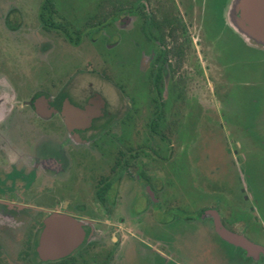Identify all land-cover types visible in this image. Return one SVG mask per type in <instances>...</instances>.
Returning <instances> with one entry per match:
<instances>
[{"label": "flooded vegetation", "instance_id": "af4514ba", "mask_svg": "<svg viewBox=\"0 0 264 264\" xmlns=\"http://www.w3.org/2000/svg\"><path fill=\"white\" fill-rule=\"evenodd\" d=\"M231 2L0 1V264H264V244L251 239L264 233L250 205L258 200L238 172L250 144L264 152V113L230 120L223 112L234 90L264 94V72L259 82L250 78L253 64H264V37L230 24L229 14L241 20ZM58 36L109 53L114 82L105 59L97 72L89 62L58 64L53 76L27 70L34 47L46 53L42 40ZM208 79L216 112L207 136L205 115L198 118L193 186L184 150L173 158L178 122L170 118L186 109L192 90L203 109Z\"/></svg>", "mask_w": 264, "mask_h": 264}, {"label": "rangeland", "instance_id": "374dc122", "mask_svg": "<svg viewBox=\"0 0 264 264\" xmlns=\"http://www.w3.org/2000/svg\"><path fill=\"white\" fill-rule=\"evenodd\" d=\"M3 1V0H0ZM99 0H88L90 2V8H93L95 4H97ZM201 2V0H200ZM199 11L200 5L197 8ZM199 16V15H198ZM197 23L194 22V24ZM195 26V30H196ZM194 29V28H193ZM198 29V28H197ZM108 33V32H107ZM191 33L194 34V31L192 30ZM196 33H199L198 30H196ZM193 38L196 39L195 34L193 35ZM96 43H92L88 40H84L81 46L73 48L71 46L66 45V43L61 39L60 36H58L57 39L48 38V40H42V49L46 50L47 52L43 54H38L36 50L39 49V44L34 47L35 49V55H31L30 53L28 58V65L27 70H36L40 69L42 67L43 70H47L50 76H53V71H56V66L58 64L68 65L73 64L75 68H77L78 65L84 67L86 63L89 62V67L92 70L100 71L102 64V59H105L108 61V64L106 65V70L109 74V80L114 82V78L116 76V67L114 63V59L110 54H104V51H99L96 48ZM105 55V56H104ZM235 56L240 55V53H234ZM259 63V62H258ZM253 64V66L250 69V78L252 81L259 82L261 79V74L264 72V64ZM128 77L130 76V72L127 74ZM189 86L192 87L193 90L197 88L196 80L194 77L189 78ZM89 81L86 79L83 81V85H86ZM90 82L93 83V86H102L101 84H98L95 80H90ZM211 83L210 79L204 80V84L202 87V97L206 101L204 104V107L202 110H198L197 106L195 104V95L194 91H189L188 95L191 96V100H188V103L186 105V109L181 111L173 110L171 111V118L170 121H177L176 124H171V145H172V151L174 152V159L176 162L179 161L180 152L184 150L185 153L182 155L185 157L186 160V166H187V176L185 181L192 183L193 186L196 183V173L195 170L197 168V150L196 147L198 146L199 136H200V122L199 119L202 117V115H205V122L203 125V131L204 135H206L207 130L210 129V122L208 121L210 117H215L216 109L213 105L207 104L210 99H213V104L216 102V95L212 92L211 89ZM198 92V91H196ZM200 92V91H199ZM247 93V94H246ZM220 96V95H219ZM248 96L250 97V100L253 98H257V104H250L248 102ZM264 94L259 89H253L251 88L249 91H237L234 90L227 96V100L224 103L223 112L225 116L230 120H237L241 118H251L253 116V109L255 110V114L253 118L258 119V115L261 114L263 111V106L261 104H264ZM244 105L246 108H244ZM214 108V109H213ZM243 109H246L245 114H243ZM247 110L249 112V116L247 113ZM221 112V109H220ZM259 113V114H258ZM262 113V114H263ZM184 117V122L187 124L185 128V132L182 134L183 127L180 125L179 116ZM244 115V116H243ZM141 118H146V115H141ZM252 119V118H251ZM251 128H254L252 125ZM201 130V131H202ZM254 130V129H253ZM181 135V138H180ZM207 136V135H206ZM205 136V137H206ZM187 142V143H186ZM256 145L250 144V152L246 153L245 155L241 156V162H242V168L238 169L239 176L241 182L247 187V191H249L250 195L254 198H257L258 203H254L253 201H250V205L254 209V213L257 217H259V222L264 227V152L259 150L258 147H255ZM186 147V148H185ZM263 152V153H262ZM178 164V163H176ZM206 168L208 170V165H206ZM206 170V171H207ZM236 181H239V178H236ZM187 194L189 198L191 199L189 205L192 206V209L194 206V192H191L190 189H187ZM179 199V195L176 197ZM253 225V224H252ZM259 223L257 224V226ZM260 226V225H259ZM264 232V231H263ZM251 239L257 242H260L264 244V233L263 235L261 233H252ZM220 244V243H219ZM221 245V244H220Z\"/></svg>", "mask_w": 264, "mask_h": 264}, {"label": "water", "instance_id": "95a60500", "mask_svg": "<svg viewBox=\"0 0 264 264\" xmlns=\"http://www.w3.org/2000/svg\"><path fill=\"white\" fill-rule=\"evenodd\" d=\"M230 10L232 15L238 10L241 11V20L233 19L232 16L229 20L230 24L236 28V30L254 37L256 40H260L264 37V0H232L230 4ZM230 12V11H229ZM243 20L251 25V28L243 26ZM50 225L47 233H53L54 230ZM221 238L229 243L238 244L244 248H255L254 245L249 243L239 242V239L227 232H219Z\"/></svg>", "mask_w": 264, "mask_h": 264}]
</instances>
